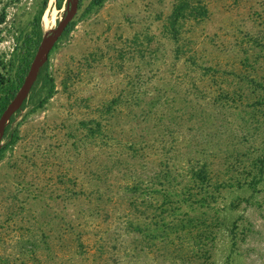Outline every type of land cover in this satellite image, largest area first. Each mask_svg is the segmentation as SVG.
<instances>
[{
  "label": "rangeland",
  "instance_id": "374dc122",
  "mask_svg": "<svg viewBox=\"0 0 264 264\" xmlns=\"http://www.w3.org/2000/svg\"><path fill=\"white\" fill-rule=\"evenodd\" d=\"M89 1L1 139L0 264H264V0Z\"/></svg>",
  "mask_w": 264,
  "mask_h": 264
},
{
  "label": "trees",
  "instance_id": "16d2710c",
  "mask_svg": "<svg viewBox=\"0 0 264 264\" xmlns=\"http://www.w3.org/2000/svg\"><path fill=\"white\" fill-rule=\"evenodd\" d=\"M48 1L49 0H44V6L39 15L36 17V23L34 25L33 31L30 34L28 41L21 46L20 52L18 54H13L10 59H6L5 57H2V55H0V117L10 101L15 96L18 89L21 87L25 76L28 73L30 65L36 55L38 47L43 40L44 29L42 26V17L48 5ZM63 1L64 0H56V6L58 8H61ZM105 1L106 0H90L86 7V10L90 11L96 7H99ZM80 3H82V0H79V4ZM5 20L6 12L2 10L0 12V24L4 23ZM74 26L75 21L72 20L63 31V34L70 33ZM39 82H41V88H47V94L40 101V104L42 105L49 97L52 96L55 90L54 79L49 72V59L41 66L37 79L32 86V91L35 89L37 83ZM38 91L39 90H37L36 93H38ZM26 101L27 98L24 100L22 106L16 112H18L25 106ZM15 113L11 116L12 118Z\"/></svg>",
  "mask_w": 264,
  "mask_h": 264
},
{
  "label": "water",
  "instance_id": "95a60500",
  "mask_svg": "<svg viewBox=\"0 0 264 264\" xmlns=\"http://www.w3.org/2000/svg\"><path fill=\"white\" fill-rule=\"evenodd\" d=\"M78 5L79 0H74L73 6L68 9L65 17L59 21L58 26L52 29L50 33L44 35L21 87L18 89L15 96L10 101L0 117V145L8 120L22 106L24 100L27 98L35 80L37 79L41 66L48 60L51 47L58 37L63 33L67 25L73 20Z\"/></svg>",
  "mask_w": 264,
  "mask_h": 264
},
{
  "label": "bare ground",
  "instance_id": "6f19581e",
  "mask_svg": "<svg viewBox=\"0 0 264 264\" xmlns=\"http://www.w3.org/2000/svg\"><path fill=\"white\" fill-rule=\"evenodd\" d=\"M42 22H43V27L45 29H49V27H50V15L45 14Z\"/></svg>",
  "mask_w": 264,
  "mask_h": 264
}]
</instances>
